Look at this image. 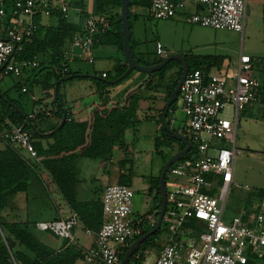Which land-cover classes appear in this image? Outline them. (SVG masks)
<instances>
[{
    "label": "built area",
    "instance_id": "1",
    "mask_svg": "<svg viewBox=\"0 0 264 264\" xmlns=\"http://www.w3.org/2000/svg\"><path fill=\"white\" fill-rule=\"evenodd\" d=\"M54 1L66 14L67 0H0L1 74L20 75L39 65L34 56L18 59L16 53L37 29L34 14L38 11L50 14ZM187 1L149 0L147 10L156 18L184 13L190 22L243 31L246 0H193V11H187ZM17 24H23L20 30ZM109 29L106 14L88 11L81 31L64 49V59L77 57L91 61L93 40ZM154 46L157 56L167 55L161 41L156 40ZM253 61L250 55L240 53L235 68L228 62L215 70L204 65L187 70L177 96L191 138L181 132L191 141V148L167 168L176 182L169 190L166 188L161 222L170 224V233L153 258L144 259L143 264H245L248 252L259 255L264 249V196H252L248 200L251 187L246 183L239 185L233 176L240 112L248 102L259 101L260 81L252 73ZM101 75L106 76V72ZM28 116L32 117L33 113ZM169 121L171 124L170 117ZM0 137L25 150L28 158H38L32 132L23 121L7 119ZM233 188L241 193L243 203L227 213L226 200ZM132 196L133 189L126 184L105 185L100 199L101 224L94 231L91 244L78 246L84 264H119L125 248L141 233L144 223L154 225L157 208L143 217H131ZM247 200L250 202L246 203ZM78 220L77 213L72 211L67 216L39 220L36 226L75 241L73 230ZM181 226L186 234L179 232ZM85 230L93 232L88 227Z\"/></svg>",
    "mask_w": 264,
    "mask_h": 264
},
{
    "label": "trees",
    "instance_id": "2",
    "mask_svg": "<svg viewBox=\"0 0 264 264\" xmlns=\"http://www.w3.org/2000/svg\"><path fill=\"white\" fill-rule=\"evenodd\" d=\"M120 4L121 0H96V7L93 11L106 14L110 22V29L101 33L99 36H104L105 34L110 35V41H115L118 47L122 49L123 34L121 30ZM140 4L148 6L149 0H129L131 50L136 61L142 64L159 62L164 57L157 56L155 48L150 62L137 57L134 50L135 40L132 36L130 16L132 14L133 16H137L138 13L131 12L130 7ZM51 9L50 14L54 13L58 16L57 24H42L41 16L43 13L41 11L36 12L34 14V20L37 23V29L29 40L23 41L22 50L16 53L18 59L32 58L39 53L47 55V62L49 65L42 67L38 74L41 75L39 83L44 95L46 97L50 96L51 99L47 100V102H44L42 105L38 102L40 100H38L37 102L39 105L32 111L33 116L29 117L28 114L22 111L16 101L7 98L6 95L0 91V131L6 127V120L11 119L12 121H23L25 127L32 132V135L37 136L36 133L39 132L35 133L32 131L33 127L37 128L34 123L36 119H42L49 115H57L59 117L65 116V119L61 126L43 133L44 135L54 136V141L48 148H43L39 142L34 141L38 153V158L36 160L28 158L20 151V148L10 145L2 139L4 141V146L0 148V264H74V260L80 255L79 250L77 251L74 246L66 245L61 249L53 248L34 234L31 229L30 221L6 220L1 211L7 205L9 195L19 191H25L30 184L32 176L38 177L39 166L43 164L49 170L60 194L71 209L77 213L78 219H80L84 225L90 227L100 225L102 220L101 200L99 205L100 208H98V203L96 201H80L76 198L75 185L77 176L73 155L79 153L90 157L111 156L115 146H125V130L127 128H132L133 130L137 129V125L140 122L141 118L137 110L139 107V99L143 96L142 91L144 89L149 91L151 89V91H153V93L150 92L151 97L155 95L154 91H160V89L165 90V98L163 97L164 102L159 109V116L155 117L151 115L149 117L151 120L153 119L160 124V136L158 137V141L159 139H163L168 144L176 141L180 145L179 149L184 146L181 140L168 132L161 124V115L165 102L182 70L181 63L177 59L172 60L180 64V69L169 88H167L168 85H164L165 88L159 87L158 82L159 80L165 79L166 69L170 66L172 60L157 70L146 72V75L137 85L126 92L121 101H110V103L92 105L87 121L75 122L69 119L70 116L64 107L59 87L62 81L67 78L84 75L81 72H72L69 67L66 71L63 70L64 67L69 64L68 61L64 59L63 52L72 37L77 32L81 31L83 18L88 11L81 10V25L75 26L68 21L57 1L52 2ZM184 57L188 64V70L200 68L202 65L206 68H220L223 65V57L218 55L185 54ZM228 61L230 62V60ZM257 61H260V67H256ZM257 61H253L254 67L252 68V73L256 77L262 74L263 79L258 77L260 81L258 89L259 101H255L254 103L264 101V57L258 58ZM42 63L43 61H39L38 66H41ZM126 67V62L118 64V66L115 67L114 74L111 75L110 73L109 75L106 73L103 81L99 79L102 77L101 74L100 76L94 75V78L98 83L102 82L103 85L110 84V86H112L124 77L120 76L123 74ZM142 88L144 89L140 92ZM174 101L175 99L170 104L168 112L172 108ZM12 104H15L17 107H13ZM244 108L242 109V113H245ZM168 112L166 114V119L168 124H170ZM125 170V161L123 159L119 162L117 182L130 186L131 176ZM159 174L160 171L153 180L156 189L155 208L157 209H159L160 205ZM247 196L248 200L252 196H264V188H259L258 191L250 188ZM248 200L246 203L250 202ZM191 222H195V220ZM151 227L152 225L146 224L142 228L141 233L135 236L131 242L148 231ZM158 230H160V227ZM157 231L149 235L139 244L126 264L142 263L145 258L143 250L149 245L150 240L156 236ZM128 246L125 248L124 253ZM124 253L121 255L120 259ZM259 255L261 258H264V249Z\"/></svg>",
    "mask_w": 264,
    "mask_h": 264
},
{
    "label": "rangeland",
    "instance_id": "3",
    "mask_svg": "<svg viewBox=\"0 0 264 264\" xmlns=\"http://www.w3.org/2000/svg\"><path fill=\"white\" fill-rule=\"evenodd\" d=\"M194 9L195 2L188 0L187 11H193ZM130 11L138 13L136 18L133 17V14L130 16L131 29L134 40L139 39L142 41L140 47L146 53L144 58H151L153 56L154 42L157 39L163 43L164 50L168 54L179 52L183 55H218L223 57L222 64H226L230 60L234 68L237 67L240 53L250 55L255 61L260 57H264V0H246L244 29L242 32L228 28H214L201 25L198 22H190L184 13H177L166 18H156L150 15L147 6H143V4L138 6L132 5ZM66 15L70 21L78 23L80 10L72 5H68ZM22 26L23 24H17L19 30ZM94 42L92 43V52L95 56L93 63L77 58L68 61L70 69L80 68L82 70H90L91 72H84V76L67 78L62 81L64 84L61 83L62 85L60 86V95L62 94V90H66V103L64 107L71 109L75 114L80 112L81 107H86L88 102L99 99V91H95L98 89L97 87L107 90V93H104L103 96L106 99L121 101L126 92L135 87L146 75V71L132 69L118 83L112 86L110 84L103 85L102 82H95L92 70L95 66L98 67L96 63L102 64L100 59H110V63H112V61H115L116 55L112 52L113 50L110 45H106L103 51L107 55L109 54L110 57L103 56L102 54L105 53L100 51V49H96L97 46H93ZM74 51H77V49ZM118 52L123 54L120 49H118ZM37 57L40 61H43L41 66L30 70L26 69L20 75H3L0 73V90L5 93L7 98L16 101L26 114L33 111L34 94L40 95L39 86L33 82L32 77L34 74H38L42 67L49 65L43 54L39 53ZM256 67H260V61H257ZM110 69H112L110 71L111 75L114 74V68L110 67ZM179 69L180 64L172 60L165 72L168 80H159L158 86L165 88L168 85L167 88H169L174 82ZM212 70H215V68H212ZM258 77L263 79L262 74ZM23 84L27 87L26 91L21 89ZM160 91L163 92V95L160 96L157 93L158 91H154V97H161L162 101L160 104H163L165 90L160 89ZM150 92L153 93L151 89ZM160 106L158 108L150 106L147 108L146 105H142L139 115L141 119L137 125V129L127 128L124 136L125 146L114 148L115 164H118L116 161L122 157L126 165L125 171L131 176L130 187L133 189L131 217L133 219L143 217L147 212L155 208V191H153L155 186L152 185V175L158 174L164 162L178 151L180 146L176 141H173L171 144H168L163 139H159L158 141V137L160 136L158 122L150 120L149 117L151 115L158 117ZM150 108L154 110H149ZM228 109L229 107L225 110L227 115ZM244 110L245 113L240 112L237 123L233 176L239 185L246 183L252 190L258 191L259 188H264V101L259 103L248 102ZM169 117L172 119L170 125L174 129L183 130L191 138L184 126L185 115L180 106L179 95L176 96L172 108L168 112V120ZM35 123L37 124L39 121L35 120ZM20 151L26 155L25 150L21 148ZM115 172L112 165H110V178L101 177L100 180L93 179L92 186L101 189L108 182L109 184L117 182L116 176L113 175ZM174 182H176L174 181V175L166 171V188L169 190L171 184ZM22 201L19 202V205L24 209L20 211L23 212L25 210L31 218L38 217L45 219L55 212V209L51 205V198L47 194L41 193L38 198ZM242 203L241 193L237 191V188H233L228 194L225 211L231 213L234 207ZM146 224L145 222L143 227ZM37 232L39 234L40 231ZM179 232L186 234L187 231L181 226ZM169 233L170 224L161 222L160 230L157 231L156 236L150 240L149 245L143 250L144 259L150 261L153 258L157 253L159 244L169 236ZM248 256L257 255L248 252ZM144 259L141 264L144 263Z\"/></svg>",
    "mask_w": 264,
    "mask_h": 264
},
{
    "label": "crops",
    "instance_id": "4",
    "mask_svg": "<svg viewBox=\"0 0 264 264\" xmlns=\"http://www.w3.org/2000/svg\"><path fill=\"white\" fill-rule=\"evenodd\" d=\"M68 5H72L76 8H79L80 19H79L78 23L72 22L68 18L67 19L69 22H71L75 26H80L81 25V10L93 11L96 7V0H68ZM66 17H67V15H66ZM133 17L136 18V16H133ZM41 22H42V24H45V25H55L58 22V16L54 13L53 14H43L41 16ZM41 33H42V31H41ZM93 41H95L93 46L94 47L97 46L96 49H100V51H102L103 53H105L103 51V49L106 47V45H110V47L113 50L112 52H114L116 55L115 61H112V63H110V59H108V60L100 59L102 64L96 63V65L98 67H96L94 65L95 67L92 70L94 75L100 76V74L102 72H106L107 74L110 75V73H111L110 71H112V69H110V67L114 68V70H115V67H117L118 64H123L124 62H126L124 55L120 54L118 52V49H120V48L118 47L117 43L115 41H110V35L105 34L104 36H98ZM141 42L142 41H140L139 39H135V43L137 45L135 46L134 50L137 54V57L150 62L152 60V57L151 58H149V57L144 58L146 53H144V50L140 47ZM162 45H163V43H162ZM91 49H92V47H91ZM120 50L122 53V49H120ZM92 54H93V59L91 61H89V60H87V61L93 63L95 56H94L93 52H92ZM102 55L110 57V55L109 54L107 55L106 53L102 54ZM44 56L46 57V60L48 61L47 55H44ZM34 57L36 58V60L38 62L40 61L38 59L37 55H35ZM77 59H80V58H77ZM71 71L72 72L73 71L81 72V73L91 72L90 70H82L80 68L71 69ZM13 75H15V74H13ZM104 77L105 76H102L99 79L103 81ZM40 79H41V75H39V74H34L32 77L33 82L35 84H37V86H39V89H40V95L37 96L34 94L33 110L35 109L36 106L39 105L38 102H40V104L42 105L44 102H47V100L51 99L50 96L46 97L44 95L43 90L41 88V85L39 83ZM164 80H168L167 75H166ZM95 82H96V79H95ZM62 84H64V83H62ZM22 86H25V85L23 84ZM97 88L98 89L95 91H97V92L99 91V99L97 101L92 100V101L88 102L86 107L80 108L82 111L79 109L80 112L78 114H75L71 109H66L68 112V115L71 117L70 120H73L75 122H85L89 119V111H90V108L92 105L110 103V101H111L110 99H106V97H103L104 93H107V90L101 89L99 87H97ZM26 90H27V87L23 91H26ZM59 91H60V87H59ZM65 91L66 90H62V94H61V97L63 99L64 104L66 103ZM161 92L162 91H158L157 92L158 95H160V96L163 95V92L162 93ZM142 95L143 96L139 99V107L137 110L138 115H140V110H141L142 105H146L147 108L149 106L154 107V108H158L160 105L161 106L163 105V104H160L162 101L161 97H154V96L151 97V93L147 89L143 90ZM38 100H40V101H38ZM149 110H154V109L150 108ZM36 120L39 121V123H37V124L34 121V123L36 124V127H37L36 132H39V133L35 132L37 134V136H33V139L35 142L36 141L39 142L43 148H48L49 145L54 141V136L44 135L43 133L54 129L55 127L61 126L64 123V121H62L63 116L59 117L57 115H49V116H46L42 119H36ZM153 121H155V120H153ZM157 124L159 127L160 124L159 123H157ZM124 136H125V133H124ZM3 146H4V141L0 137V148ZM115 147H118V146H115ZM73 157H74L76 176H77V181H76V185H75L76 198L80 201H87V200L96 201L98 203V208H100V206H99L100 205V199H101L103 188L105 186L101 187V189H98L96 186H92L93 185L92 181H93V179L94 180H100L101 177L110 178V165H112L113 170L116 171L113 175L116 176V180H117V177L119 174V162L122 161L123 158L118 157L119 159H118V161H116V163H118V164H115V158L116 157H115L114 149H113V153L111 156L108 155V156H104V157L103 156H101V157H90V156L81 155L79 153H75L73 155ZM125 168H126V165H125ZM38 173H39L38 177L34 176V175L32 176V178L30 179V184L25 191H19V192H16L14 194L9 195L7 205L1 211L2 215L5 217L6 220H9V221H30L31 222V229L34 232V234L39 239H41L44 243H46V244H48L51 247L56 248V249H61V248L65 247L66 245H72L78 251V246L83 247V246H87V245L91 244L93 242V239H94V231H96L98 229V226H100V225L90 227V226L84 225L83 222L80 221V219H79L77 225L75 226V228L73 230L75 241H70L66 237L54 234L48 230H42L36 226V222L39 220H47V219H51V218L58 217V216H67L70 212L73 211V209H71V207L68 205V203L63 198V196L60 194V191H59L56 183L52 179V176H51L49 170L45 167V165L41 164V166H39ZM156 176L157 175H152V185L153 186H154L153 180ZM88 182H90V183L88 184ZM107 184H109V182L106 183L105 185H107ZM153 191H155V195H156V189L155 188ZM41 193L47 194L51 198L52 208L55 209V212L53 214H51L48 218L40 219L38 217L37 218L36 217L31 218L30 215L25 210L23 212L20 211L24 208L20 207L19 202H23L22 200L26 201V199L38 198V197H40ZM19 194H21L20 197H18ZM154 200H155V197H154ZM87 227L90 228L93 232H91V233L86 232L85 229ZM37 231H40L39 234ZM74 264H84L82 257H81V254L78 255V257H76V259L74 260ZM245 264H264V258H261L260 255L259 256H249L248 261Z\"/></svg>",
    "mask_w": 264,
    "mask_h": 264
},
{
    "label": "water",
    "instance_id": "5",
    "mask_svg": "<svg viewBox=\"0 0 264 264\" xmlns=\"http://www.w3.org/2000/svg\"><path fill=\"white\" fill-rule=\"evenodd\" d=\"M120 18H121V30H122V34H123V41H122L121 48H122V52L124 54L126 64H127L125 71L123 72V74L120 77L125 76L132 69H139L142 71L151 72L153 70L159 69L160 67H162L163 65H165L167 62H169L172 59H177L180 61L181 67H182L181 74H180L175 86L171 90V92H170V94H169V96L165 102V105H164V108L162 111V115H161V124L164 128L167 129L168 132H170L172 135H174L175 137H177L179 140H181L184 143V146L181 149L176 151L173 155H171L164 162V164L160 170V174H159L160 205H159V209H158L157 220L154 223V225L148 231L141 234L140 236L135 238L130 243V245L126 249L124 255L122 256V258L120 259V262H119V264H126L128 259L131 257L133 251L139 246V244L144 239H146L149 235H151L152 233H154L155 231H157L159 229L161 221H162V216H163V213H164L165 207H166L165 174H166L167 168L169 167V165L173 161H175L176 159H178V158H180L186 154V152L191 148V141L181 131L175 130L174 128H172V126L170 124H168L167 119H166V114L169 110L170 104L176 98L179 86H180V84H181V82H182V80H183V78H184V76L188 70V64H187V61H186L184 55L179 53V52H172V53H169L166 56H164V58L162 60H160L159 62L150 63V64H142V63L136 61V59L134 58V55L132 53L131 46H130L129 0H121ZM56 87H55V91H56ZM12 105L15 108L17 107L15 104H12ZM64 119H65V116H63L62 121H64ZM32 131L36 132V128L33 127Z\"/></svg>",
    "mask_w": 264,
    "mask_h": 264
}]
</instances>
